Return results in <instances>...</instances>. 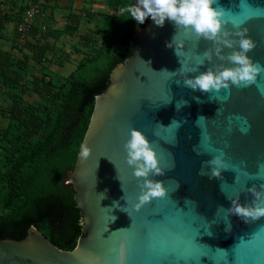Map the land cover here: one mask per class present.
<instances>
[{"label": "water", "instance_id": "obj_1", "mask_svg": "<svg viewBox=\"0 0 264 264\" xmlns=\"http://www.w3.org/2000/svg\"><path fill=\"white\" fill-rule=\"evenodd\" d=\"M212 7L223 8L224 30H247L256 43L247 55L264 66V0H215ZM134 37L132 53L114 66L106 88L94 97L81 141L91 149L90 156L82 159L79 146L73 169L62 178L64 186L72 187L82 235L71 250H63L29 226L22 239H0V264H120L121 244L123 264H264V217L245 223L223 210L237 196L241 206L251 204L248 189L259 190L264 183V172L255 176L264 164V95L257 88H264V71L257 84L232 86L224 101L225 90L218 95L192 91L178 74L183 67L191 79L216 65L233 66L215 55L201 64L203 52L213 47L210 41L185 36L167 20L157 27L151 19L136 26ZM234 50L238 46L221 55ZM184 101L188 103L178 111L176 103L179 107ZM201 116L205 119L197 122ZM237 116L251 126L247 134L238 130L242 122ZM173 120L181 122L179 129L169 127ZM130 129L149 141L165 172L149 179L162 181L167 190L164 199H153L139 211L132 205L138 202L142 180L132 176L123 149ZM204 136L211 137L207 143L212 149L225 152L230 170L221 171L222 179L198 175L201 169L210 174L205 161L218 154L196 155L193 147ZM197 151L204 149L198 146ZM114 201L119 207H113ZM124 207L128 214L121 211Z\"/></svg>", "mask_w": 264, "mask_h": 264}, {"label": "trees", "instance_id": "obj_2", "mask_svg": "<svg viewBox=\"0 0 264 264\" xmlns=\"http://www.w3.org/2000/svg\"><path fill=\"white\" fill-rule=\"evenodd\" d=\"M136 3L137 0L105 1L116 12ZM1 12L0 29L7 19V13ZM84 16L100 18V46L88 47V55L82 52L84 58L58 87L52 77L32 82V92L45 104H24L18 96L24 89L15 72L24 67L10 61L9 56H0V83L10 92L9 122L0 129V140L6 144L0 160V239H22L27 228L33 226L56 247L71 250L82 235L72 187L64 186L62 178L74 167L94 97L106 88L114 66L132 53L134 31L141 25L120 12H86ZM78 22L79 15L70 13L68 24L50 34L55 38L61 33L72 36ZM85 36L81 40L88 39Z\"/></svg>", "mask_w": 264, "mask_h": 264}, {"label": "clouds", "instance_id": "obj_3", "mask_svg": "<svg viewBox=\"0 0 264 264\" xmlns=\"http://www.w3.org/2000/svg\"><path fill=\"white\" fill-rule=\"evenodd\" d=\"M214 3L215 0H137L135 5L122 6L119 12L121 15L129 16L130 19L141 25L144 24L146 19H151L157 27H163L167 20L172 22L176 29H183L185 36L192 35L197 39L210 41L213 47L203 52L201 64H203V61L211 62L213 55H215L217 59L221 61L227 60L233 66L226 68L223 64L216 65L214 66L215 70L209 68L206 72L191 79L186 78L183 67L178 70V74L183 78V87L192 91L199 90L202 93H214L217 95L221 90H225L226 95L221 99L227 101L231 94L232 86L247 88L250 85L257 84V77L264 71V66L254 63L247 55V53L256 47V43L251 38H248L247 30L243 29L234 32L224 30L223 8L219 11L214 9L212 7ZM233 26L240 28L238 24H234ZM232 37L238 39H232ZM172 46V42L167 45L169 48ZM236 46H238L239 50L232 51L227 57L221 55L223 49H233ZM175 54L177 57H180V53L177 52V46H175ZM172 73L177 74V72ZM257 88L261 95H264V88H260L259 85H257ZM194 99L200 103L198 97H194ZM177 103L176 109L179 111L188 102L184 101L182 104H179V107ZM202 119L205 118L203 116L199 117L197 122ZM235 119L238 122H242L238 130L242 134H247L251 126L247 125L246 119L239 116L235 117ZM173 124H175L176 129L181 127V122L175 120L172 121L169 127L173 126ZM229 124L231 125V119L229 120ZM197 125L199 126L198 123ZM229 131H231V127H229ZM210 139V136H204L203 141L198 145L203 147V152L197 151L198 146L193 147V151L198 156L203 153L209 154L212 151L218 153L213 155L211 160L205 161L209 166L210 174L205 173L201 169L198 175L208 176L210 180L213 178L222 179L221 171L230 170V167L224 159L225 152L222 149H212L211 145L207 143ZM80 149L81 158L87 160L91 149L85 143L80 145ZM123 149L126 153L125 163L133 169L132 176L138 181L142 180V183H138L140 189V195L137 197L138 202L132 205V209L139 211L143 205L153 199H164L167 195V190L163 186V182L149 179L150 176H163L165 172L159 167L156 153L153 151L147 138L140 131L130 129L129 139L124 143ZM262 172H264V164L258 165V171L255 173V176L261 178ZM118 179L121 182V189L123 191L122 181L119 177ZM237 181L238 177H236L235 182ZM248 192L254 198L251 204L241 206L238 202L239 197L237 196L236 199H232L230 208L227 210L222 208L227 217L235 215L240 217L245 223H248L250 219L258 220L264 217V183L259 185V190L256 187H252L248 189ZM102 194L106 198V193ZM122 199H124V196ZM124 200L127 202V205L130 203V201ZM113 207H119V203L114 201ZM125 209L126 207L122 208L121 211L127 213ZM113 217L114 221L116 217ZM226 225V231H230L231 224L229 221ZM118 259L120 264H123V244L120 246Z\"/></svg>", "mask_w": 264, "mask_h": 264}, {"label": "crops", "instance_id": "obj_4", "mask_svg": "<svg viewBox=\"0 0 264 264\" xmlns=\"http://www.w3.org/2000/svg\"><path fill=\"white\" fill-rule=\"evenodd\" d=\"M72 1L73 0L3 1L6 11L8 8L11 15L7 14V19L3 20L4 22L0 29V56H9V59H11L10 61L14 63L17 62L21 67H24V69H15V72L19 74V84L22 89L25 90L26 88H29L27 91L33 96L38 97L31 90L32 82L35 79L48 81L50 79L49 75H52L48 69L46 71V65L50 62L49 57L53 55V46H51V43L54 42L55 39L66 36L61 33L55 38L50 32L62 30L64 26L68 24V16L70 13L79 15L77 28L79 30V27L82 24L81 19H86L84 13L95 12L92 8L93 4L88 5L85 3L80 7L82 10H74L71 6ZM25 5L37 6L40 9V15L36 17L35 23L29 28V30L23 33H17L15 30V18L17 12H19ZM95 24L96 22L93 23L94 26H96ZM32 48H34V52H32ZM37 66L41 67L39 75H37L38 73L35 71ZM72 71H69L67 76ZM44 73L46 76H44ZM38 82H40L39 86H41V81Z\"/></svg>", "mask_w": 264, "mask_h": 264}, {"label": "rangeland", "instance_id": "obj_5", "mask_svg": "<svg viewBox=\"0 0 264 264\" xmlns=\"http://www.w3.org/2000/svg\"><path fill=\"white\" fill-rule=\"evenodd\" d=\"M84 3L88 5L93 4L92 8L95 10L93 13H110L114 15H118L119 13L113 11L110 7L108 8L105 5V0H73L71 6L74 10H79ZM3 10L6 11V8L4 7ZM80 10H82V8ZM5 13L10 14L8 8ZM94 22H96V26L93 25ZM81 23L79 30L77 29L72 36H63L55 39V41L51 43V46H53V55L49 57L50 62L46 65L47 67H45L46 71L48 69V71L51 72L52 75H49V77L53 78L56 87L63 83V80L69 71L74 70L76 63L84 58L82 52L88 55L90 51L88 47L96 49L100 46V18L94 17L87 20L81 19ZM82 36H85L88 39L81 40ZM40 68L41 67L39 66L35 68L36 73H38L37 75L40 73ZM11 76H13V72ZM28 89L29 88H26L22 95L17 94L23 100L24 104L29 103L30 101L33 103L45 104V101L41 98L28 93ZM8 91V88L0 83V129H4L9 122L7 106L10 104L8 98L10 92L8 93ZM5 145L6 144L0 140V160L3 159L2 154L4 153L3 147H6Z\"/></svg>", "mask_w": 264, "mask_h": 264}, {"label": "built area", "instance_id": "obj_6", "mask_svg": "<svg viewBox=\"0 0 264 264\" xmlns=\"http://www.w3.org/2000/svg\"><path fill=\"white\" fill-rule=\"evenodd\" d=\"M4 0H0V10L3 14ZM40 15V9L34 5H25L19 12H17L15 18V30L17 33H23L35 23L36 17Z\"/></svg>", "mask_w": 264, "mask_h": 264}]
</instances>
